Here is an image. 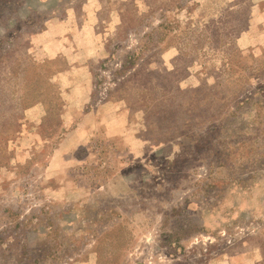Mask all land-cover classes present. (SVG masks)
<instances>
[{"label": "rangeland", "instance_id": "obj_1", "mask_svg": "<svg viewBox=\"0 0 264 264\" xmlns=\"http://www.w3.org/2000/svg\"><path fill=\"white\" fill-rule=\"evenodd\" d=\"M0 264H264V0H0Z\"/></svg>", "mask_w": 264, "mask_h": 264}]
</instances>
